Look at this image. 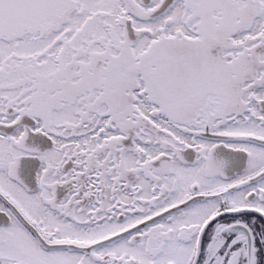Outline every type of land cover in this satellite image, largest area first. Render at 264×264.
Returning <instances> with one entry per match:
<instances>
[{
  "label": "snow or ice",
  "instance_id": "6c2138e0",
  "mask_svg": "<svg viewBox=\"0 0 264 264\" xmlns=\"http://www.w3.org/2000/svg\"><path fill=\"white\" fill-rule=\"evenodd\" d=\"M0 264H264V0H0Z\"/></svg>",
  "mask_w": 264,
  "mask_h": 264
}]
</instances>
